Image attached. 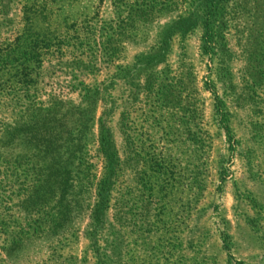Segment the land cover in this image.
I'll list each match as a JSON object with an SVG mask.
<instances>
[{
  "label": "rangeland",
  "instance_id": "1",
  "mask_svg": "<svg viewBox=\"0 0 264 264\" xmlns=\"http://www.w3.org/2000/svg\"><path fill=\"white\" fill-rule=\"evenodd\" d=\"M18 41L0 264H264V0H0Z\"/></svg>",
  "mask_w": 264,
  "mask_h": 264
},
{
  "label": "trees",
  "instance_id": "2",
  "mask_svg": "<svg viewBox=\"0 0 264 264\" xmlns=\"http://www.w3.org/2000/svg\"><path fill=\"white\" fill-rule=\"evenodd\" d=\"M40 42V40L34 38L32 45L35 47L33 46L32 48H36V46H38L37 43ZM26 46L27 45L23 46V43L21 44L18 41L14 46L9 45L5 48H0V90L10 89L13 84L12 78L14 79L18 77V80L16 81L18 84L27 83L24 77L27 76L25 72H28L29 66L25 65V63L30 57L28 56V51L23 49L27 48ZM34 53V57H36L35 61L38 62L39 52L35 50ZM26 56H28V58H26ZM3 72L5 75H8V78H3L1 76ZM226 131H229L228 128H226Z\"/></svg>",
  "mask_w": 264,
  "mask_h": 264
}]
</instances>
